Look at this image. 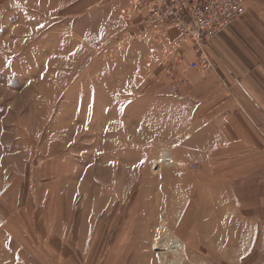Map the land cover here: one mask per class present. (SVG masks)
Returning <instances> with one entry per match:
<instances>
[{
  "label": "rangeland",
  "instance_id": "374dc122",
  "mask_svg": "<svg viewBox=\"0 0 264 264\" xmlns=\"http://www.w3.org/2000/svg\"><path fill=\"white\" fill-rule=\"evenodd\" d=\"M125 1L0 0V264H264V163L180 149Z\"/></svg>",
  "mask_w": 264,
  "mask_h": 264
},
{
  "label": "crops",
  "instance_id": "0c3cea01",
  "mask_svg": "<svg viewBox=\"0 0 264 264\" xmlns=\"http://www.w3.org/2000/svg\"><path fill=\"white\" fill-rule=\"evenodd\" d=\"M140 1L126 0L116 9L124 16L134 10L137 14ZM171 39L166 33L155 37L145 51L147 57L160 47L167 48ZM208 55L216 63L215 72L203 73L183 66L172 86L177 98L172 101L174 113L179 119L173 135L180 137V149L201 153L206 163H215L216 157L225 152L234 159L217 163L239 161L236 155H242L243 163H264V0L250 1L246 14L214 38ZM199 193L201 207L198 202L195 214L205 213L198 212V208L217 213L218 204L204 206L202 201H206L208 193ZM214 193L212 190L211 198ZM181 215H187L186 227L181 224L184 217L179 215L180 221L175 224L185 230L192 211L187 208ZM163 217L164 224L170 222L169 211ZM210 230L215 231L205 225L201 232ZM104 262L113 264L114 258L105 257Z\"/></svg>",
  "mask_w": 264,
  "mask_h": 264
},
{
  "label": "built area",
  "instance_id": "2783aa9c",
  "mask_svg": "<svg viewBox=\"0 0 264 264\" xmlns=\"http://www.w3.org/2000/svg\"><path fill=\"white\" fill-rule=\"evenodd\" d=\"M248 3L249 0H144L141 6L145 14L140 24L151 39L164 33L171 35L160 60L167 76L175 82L183 66L203 73L217 70L208 55L211 42L246 14Z\"/></svg>",
  "mask_w": 264,
  "mask_h": 264
},
{
  "label": "bare ground",
  "instance_id": "6f19581e",
  "mask_svg": "<svg viewBox=\"0 0 264 264\" xmlns=\"http://www.w3.org/2000/svg\"><path fill=\"white\" fill-rule=\"evenodd\" d=\"M166 160H168V159H166ZM157 244H158V246H160V248H161V246H162L161 243L159 242V243H157ZM175 244H176V246L171 247V249H172V252H173L174 254H177V255H178V254H179L178 251H179V249H180V245H179L177 242H176ZM172 245H173V244H172ZM171 249H170V250H171ZM176 260H177V259H176ZM173 264H179V261H178V260H177V262L174 261Z\"/></svg>",
  "mask_w": 264,
  "mask_h": 264
}]
</instances>
